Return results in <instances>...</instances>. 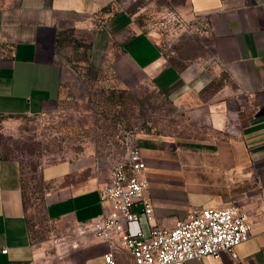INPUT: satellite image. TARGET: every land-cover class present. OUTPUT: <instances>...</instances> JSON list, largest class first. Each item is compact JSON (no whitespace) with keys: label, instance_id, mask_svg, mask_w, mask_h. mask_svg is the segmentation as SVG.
<instances>
[{"label":"crops","instance_id":"crops-1","mask_svg":"<svg viewBox=\"0 0 264 264\" xmlns=\"http://www.w3.org/2000/svg\"><path fill=\"white\" fill-rule=\"evenodd\" d=\"M174 1L184 18L205 24L209 61L204 65L167 61L153 33L116 0H0V114L40 113L57 105L66 74L59 54L64 35L96 31L118 41L132 67L189 116L220 133L197 140L136 135L153 216L148 221L141 215L129 229L147 231L150 222L171 226L193 207L234 202L252 221L249 237L235 247L237 262L264 264V0ZM233 88L247 97L244 102L229 98ZM40 178L47 184L49 228L36 238L20 161L0 152V264H106L108 245L95 235L70 243L54 238L70 233L75 221L111 208L99 197L109 181L105 158L88 151L53 160L41 167ZM184 264L236 261L222 252Z\"/></svg>","mask_w":264,"mask_h":264},{"label":"rangeland","instance_id":"rangeland-1","mask_svg":"<svg viewBox=\"0 0 264 264\" xmlns=\"http://www.w3.org/2000/svg\"><path fill=\"white\" fill-rule=\"evenodd\" d=\"M116 2L118 8L129 9L144 30L153 33L167 61L200 65L209 61L205 33L183 27L176 18V13L182 14L174 0ZM92 32L60 38L59 54L66 74L56 106L40 113L0 114V152L20 161L36 238L44 237L49 228L44 215L47 184L40 178L44 164L88 151L99 156L120 155L131 133L193 140L220 135L209 124L189 116L147 75L132 67L118 41ZM209 94L204 93L205 98ZM228 96L240 102L247 98L234 88ZM237 117L230 116L231 122L238 121Z\"/></svg>","mask_w":264,"mask_h":264},{"label":"built area","instance_id":"built-area-1","mask_svg":"<svg viewBox=\"0 0 264 264\" xmlns=\"http://www.w3.org/2000/svg\"><path fill=\"white\" fill-rule=\"evenodd\" d=\"M186 29L202 33L203 22L188 21L176 13ZM131 133L120 155H101L109 168V181L99 188L100 200H109L111 208L88 220L75 221L70 233L56 237L70 243L92 234L108 245L103 254L106 264H184L187 259L220 257L227 252L239 264L235 247L250 235L251 219L240 206L231 202L222 206L193 207L185 218L171 226L151 223L147 231L129 229V222L141 215L150 221L153 202L146 196L150 182L143 175L145 161ZM136 204L140 208H134ZM6 251V248L1 250Z\"/></svg>","mask_w":264,"mask_h":264}]
</instances>
